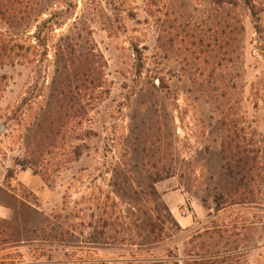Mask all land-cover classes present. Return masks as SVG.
I'll use <instances>...</instances> for the list:
<instances>
[{"label":"rangeland","instance_id":"obj_1","mask_svg":"<svg viewBox=\"0 0 264 264\" xmlns=\"http://www.w3.org/2000/svg\"><path fill=\"white\" fill-rule=\"evenodd\" d=\"M252 1L7 0L0 31L32 49L0 65V219L14 217L3 190L43 215L0 264H176L224 224L237 264H264V0ZM66 44L102 54L99 88L67 76ZM225 139L249 160L254 202L217 213L236 175Z\"/></svg>","mask_w":264,"mask_h":264},{"label":"trees","instance_id":"obj_2","mask_svg":"<svg viewBox=\"0 0 264 264\" xmlns=\"http://www.w3.org/2000/svg\"><path fill=\"white\" fill-rule=\"evenodd\" d=\"M246 4L254 10L255 4L252 0H245ZM9 9L7 0H0V13L4 14L3 11ZM7 20H5L6 22ZM50 22L49 19L44 20L43 23L47 24ZM33 39L36 40L37 46H46L45 37L41 30L36 31L32 35ZM37 46H34L35 49ZM63 55V68L67 72V76L71 77L75 73V77L80 79L83 83L81 86H87L85 83L90 80L94 83L97 88L101 86L102 82V68L104 66V58L102 54L96 55L97 60L89 59L84 53L77 54V50L74 49L75 45H60L59 50L62 49ZM31 46L28 47L25 44L17 43L14 38L5 33V31H0V65L5 61L15 62V58L27 60L28 54H31ZM38 51V49H36ZM33 51L32 53L34 54ZM45 54V52H43ZM65 75V73H64ZM94 75V76H93ZM89 76H93L89 79ZM65 99H59V108L64 106ZM47 115V114H45ZM46 122V121H45ZM46 124V123H45ZM46 127V125H45ZM47 128L42 129L43 134H46ZM223 153L225 156V168L228 172H233L236 170V175L234 176V186L233 190L227 191V193L220 194L216 197V212L218 213L223 209L222 204L228 203V206L254 202L253 197L249 196V193L243 192L242 189L247 187L248 180L246 175L243 174L246 166L249 164V160L245 157L239 156L238 153H234L232 148V142L229 139H225L222 144ZM4 192V200H10L13 204L14 217L12 220L0 219L1 227L0 234L2 230H9L11 232L10 237L5 236V238L0 243V253L4 252L12 241V243H20L23 241L22 234L28 230V224L37 216L43 215V213L33 206L27 204L24 199H19L14 193H9V190ZM7 206L6 204H4ZM226 207V205L224 206ZM179 229L182 227L178 224ZM204 231L198 233V237L202 239L199 246V252L193 253V250L188 247L192 238L187 241V247L184 249L183 253L178 252L175 255L176 264H237V261L233 259L232 253L229 250V246L232 243V235L230 225L224 224L220 226L212 225L203 228ZM29 231V230H28ZM4 232V231H3ZM8 232V231H7ZM30 232V231H29ZM213 233H217V238L213 237ZM6 234V233H5ZM207 235V237L205 236ZM12 239V240H10ZM5 264V263H4ZM66 264H112L105 260L100 259H83L80 261H71Z\"/></svg>","mask_w":264,"mask_h":264},{"label":"crops","instance_id":"obj_3","mask_svg":"<svg viewBox=\"0 0 264 264\" xmlns=\"http://www.w3.org/2000/svg\"><path fill=\"white\" fill-rule=\"evenodd\" d=\"M4 206L0 204V213H2Z\"/></svg>","mask_w":264,"mask_h":264},{"label":"water","instance_id":"obj_4","mask_svg":"<svg viewBox=\"0 0 264 264\" xmlns=\"http://www.w3.org/2000/svg\"><path fill=\"white\" fill-rule=\"evenodd\" d=\"M156 82L159 83V80H157Z\"/></svg>","mask_w":264,"mask_h":264}]
</instances>
